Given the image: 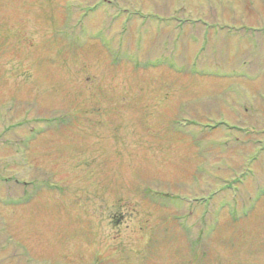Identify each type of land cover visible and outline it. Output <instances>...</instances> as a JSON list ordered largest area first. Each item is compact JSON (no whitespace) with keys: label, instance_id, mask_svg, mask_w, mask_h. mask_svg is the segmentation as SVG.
<instances>
[{"label":"rangeland","instance_id":"rangeland-1","mask_svg":"<svg viewBox=\"0 0 264 264\" xmlns=\"http://www.w3.org/2000/svg\"><path fill=\"white\" fill-rule=\"evenodd\" d=\"M0 264H264V0H0Z\"/></svg>","mask_w":264,"mask_h":264},{"label":"trees","instance_id":"trees-1","mask_svg":"<svg viewBox=\"0 0 264 264\" xmlns=\"http://www.w3.org/2000/svg\"><path fill=\"white\" fill-rule=\"evenodd\" d=\"M246 28H248V27H246ZM249 28H251L252 29V27H249ZM217 29H222V30H226V29H229V27L228 26H225V25H223V26H219ZM227 36H229L228 35V33L226 34V37ZM216 40L218 39V37L216 36V38H215ZM211 41V40H210ZM255 50L256 51H258L259 50V47H258V44H256V46H255ZM212 52H213V50H212ZM171 65H173V64H171ZM170 65V66H171ZM149 67H151V66H149ZM183 71H185V72H190V74H191V76H202V77H208L209 75H208V73L207 72H205V71H198L197 70V67L196 66H192L191 67V69H189V70H187V69H183ZM213 75V77H219L218 76V74H212ZM241 76V75H240ZM219 127V126H218ZM249 134V133H248ZM202 135L204 136V132L202 133ZM197 139V138H196ZM201 140V139H200ZM200 140L198 139V141L196 142V143H198L197 144V146H200L201 144H203V143H200ZM203 142V141H202Z\"/></svg>","mask_w":264,"mask_h":264}]
</instances>
